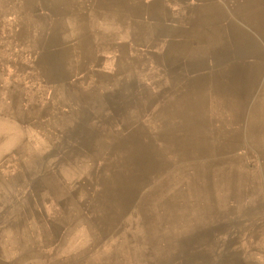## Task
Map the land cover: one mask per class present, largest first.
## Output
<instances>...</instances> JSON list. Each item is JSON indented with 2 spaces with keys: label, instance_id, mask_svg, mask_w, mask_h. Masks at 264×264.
I'll use <instances>...</instances> for the list:
<instances>
[{
  "label": "crops",
  "instance_id": "1",
  "mask_svg": "<svg viewBox=\"0 0 264 264\" xmlns=\"http://www.w3.org/2000/svg\"><path fill=\"white\" fill-rule=\"evenodd\" d=\"M119 152H139L137 0H0V264L100 254L63 239L101 235Z\"/></svg>",
  "mask_w": 264,
  "mask_h": 264
},
{
  "label": "rangeland",
  "instance_id": "2",
  "mask_svg": "<svg viewBox=\"0 0 264 264\" xmlns=\"http://www.w3.org/2000/svg\"><path fill=\"white\" fill-rule=\"evenodd\" d=\"M130 127L131 125L127 124L126 129ZM111 143H113V140ZM13 153H16V152H13ZM119 154L122 157V161L124 162V164H129V167L126 170V174H127L126 182L134 185L131 188H129L133 196L129 195L128 189H125L124 196L122 199L124 200L125 198L126 203H129V204H125L124 211H125V214H127L128 210L132 208L135 214L138 215V219H137L138 231L135 237L136 239H138V247L136 248L133 258L131 259V264H141V261H140V188L135 186V184L139 183V152H119ZM47 164L52 168V162L47 161ZM128 175H131V176H128ZM29 186L33 187L32 182L30 183ZM31 189L32 188H30V190ZM6 207L7 206L5 205L0 206V208H4V209ZM38 207L40 210H42L40 206ZM96 223L100 225L98 229H100L99 232L101 235H98L95 229L96 235L94 237L93 250L96 251L97 248L101 249L102 252H101V258H100V264H118V260L122 255L121 253L122 249L119 248V246L121 242L123 241L126 242L127 246H128V243L133 242V236L128 239V235H133V232L129 230L127 231L126 228L125 229L122 228L124 225H122L121 221L114 216H111L108 222H106L105 220L103 221L100 220V221H97ZM107 225L109 227L106 230ZM101 226H102V229H101Z\"/></svg>",
  "mask_w": 264,
  "mask_h": 264
},
{
  "label": "bare ground",
  "instance_id": "3",
  "mask_svg": "<svg viewBox=\"0 0 264 264\" xmlns=\"http://www.w3.org/2000/svg\"><path fill=\"white\" fill-rule=\"evenodd\" d=\"M119 80H122L123 78H118ZM132 85V83L127 84L126 88H129ZM111 95V94H110ZM110 102L111 105H113V101L115 100V97L111 96L110 98ZM119 106V102L117 101L116 103V107L118 108ZM115 167L118 170L121 171H125V182H121V178L117 179V175L114 177V181L115 183H110L111 184V196L113 197L114 203L112 205L109 206V212L111 216H114L116 218H118L121 221V224L124 225V229L126 228L127 231H132L133 235H128V239L131 238L133 236V242L128 243V246L126 244V242H121L119 248H121V257L118 260V264H131V259L133 258L134 252L136 250V248L138 247V239H136V235H137V219H138V215L135 214L134 210H132V208H130L128 210V213L125 214V204H129L126 203V199L123 200V196H124V192L125 189H128V193L129 195L133 196L131 191L129 190V188H131L132 186H134L133 184L127 183L126 182V170L129 167V164H117L115 163ZM131 176V175H128ZM121 177V175H120ZM119 181V182H118ZM136 187L140 188L139 183L135 184ZM51 188L58 192L59 194H64L65 191L63 189L62 186H60V184L55 181L51 183ZM123 192V193H122ZM124 201V204H122V202ZM131 204V203H130ZM134 212V213H133ZM76 230H80L83 232L84 236L82 238H69L68 236L65 237L64 240V245L62 246L63 248H71V245H74V249H84L86 248L87 251H89V249L94 248V237H95V231L93 224L91 221H87V222H83L81 228L75 229L74 231H72L73 233ZM124 236V235H123ZM4 241V239H3ZM130 254V255H129ZM101 257V253H96L95 255H91L88 258H85L81 263L79 264H100V258ZM84 262V263H83Z\"/></svg>",
  "mask_w": 264,
  "mask_h": 264
}]
</instances>
